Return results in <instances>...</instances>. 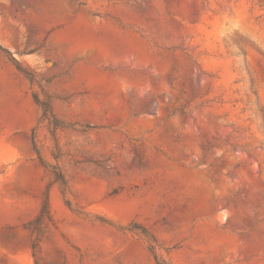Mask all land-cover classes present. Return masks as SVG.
I'll use <instances>...</instances> for the list:
<instances>
[{
  "label": "rangeland",
  "instance_id": "374dc122",
  "mask_svg": "<svg viewBox=\"0 0 264 264\" xmlns=\"http://www.w3.org/2000/svg\"><path fill=\"white\" fill-rule=\"evenodd\" d=\"M0 264H264V0H0Z\"/></svg>",
  "mask_w": 264,
  "mask_h": 264
},
{
  "label": "trees",
  "instance_id": "16d2710c",
  "mask_svg": "<svg viewBox=\"0 0 264 264\" xmlns=\"http://www.w3.org/2000/svg\"><path fill=\"white\" fill-rule=\"evenodd\" d=\"M46 108V107H45ZM46 110V109H45Z\"/></svg>",
  "mask_w": 264,
  "mask_h": 264
}]
</instances>
